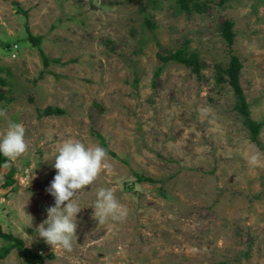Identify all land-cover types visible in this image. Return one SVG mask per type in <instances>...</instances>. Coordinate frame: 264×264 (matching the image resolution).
<instances>
[{
    "label": "rangeland",
    "instance_id": "1",
    "mask_svg": "<svg viewBox=\"0 0 264 264\" xmlns=\"http://www.w3.org/2000/svg\"><path fill=\"white\" fill-rule=\"evenodd\" d=\"M188 6L186 13L177 0H0V133L22 123L29 145L0 167V232L39 264H264V0ZM25 27L41 38L48 67ZM178 50L198 56V74L160 60ZM232 57L242 66L250 120L262 124L256 144L227 84ZM47 107L65 115L40 117ZM94 133L119 159L107 156L97 180L77 192L73 251L52 249L36 228L55 204L46 189L57 148L69 138L100 146ZM100 188L114 190L125 220L93 219ZM0 264L31 263L15 249Z\"/></svg>",
    "mask_w": 264,
    "mask_h": 264
},
{
    "label": "clouds",
    "instance_id": "2",
    "mask_svg": "<svg viewBox=\"0 0 264 264\" xmlns=\"http://www.w3.org/2000/svg\"><path fill=\"white\" fill-rule=\"evenodd\" d=\"M5 115L6 113L0 110V116ZM28 148L24 125L9 122L7 129L0 133V154L8 161H15L26 153ZM107 155L103 147L86 146L82 141L73 138L58 146L52 165L56 174L46 189L54 197L55 204L47 209V219L36 228V235L52 249L73 251V246L77 243V214L82 209L75 199L76 194L97 180L107 167ZM127 215L128 209L119 202L114 190L98 189L92 212V217L97 223L103 225L109 220L120 222L125 220ZM28 227H31V223ZM29 237L28 244L33 240L32 236Z\"/></svg>",
    "mask_w": 264,
    "mask_h": 264
},
{
    "label": "trees",
    "instance_id": "3",
    "mask_svg": "<svg viewBox=\"0 0 264 264\" xmlns=\"http://www.w3.org/2000/svg\"><path fill=\"white\" fill-rule=\"evenodd\" d=\"M193 0H177V5L179 6V9L182 12H188L189 6L188 3ZM227 0H220V3L223 4ZM16 7H18L17 4H15ZM194 7L198 8L196 4L193 5ZM24 15H26L24 13ZM150 27V25L148 26ZM232 24L230 22H224L223 29H222V36L227 42L228 45L233 44V38L234 35L231 32ZM150 29V28H149ZM26 32V41L37 50L40 59L44 65V67H48L51 63L49 58L45 56L43 51L41 50V43L42 40L39 37H34L29 32L28 27H25ZM160 60L163 63H175L181 66H184L186 68H192V71L195 74L199 73V63H198V56L196 54H186L183 50H178L174 53H168L167 56L161 57ZM242 66L239 62V60L235 57H232L230 59V62L228 63V66L226 70L224 71L226 77H227V84L232 88L235 98H236V105L235 110L238 112V114L243 118V124L248 130L250 134V140L253 143H257V138L261 129L262 124L261 123H254L250 120L249 112H248V105L246 103V100L242 94V90L240 87L239 79H240V70ZM2 81L0 80V85H2ZM3 99V94L0 93V101ZM65 115V112L62 109L59 108H52L47 107L45 108L41 113L40 117H62ZM95 137L99 140L100 146L103 147L106 152L107 156H111L112 158L117 159V155L113 152H111L106 144L105 137L94 133ZM119 159V158H118ZM9 161L7 158H5L2 154H0V167H2L5 164H8ZM13 171L7 176L5 186L8 187L13 183ZM137 182L146 181L151 182V180L144 179L142 176H136ZM0 240L5 242L6 245L2 246L0 248V260L4 259L7 255L11 253L12 250H20L22 253L27 257V259H30L31 264H39L41 263V258L38 255H33L30 253V251L25 248L23 243L19 240L13 237L10 234H4L0 232Z\"/></svg>",
    "mask_w": 264,
    "mask_h": 264
}]
</instances>
